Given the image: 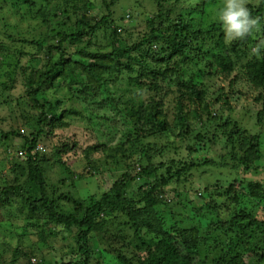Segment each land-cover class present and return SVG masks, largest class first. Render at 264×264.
<instances>
[{"label": "trees", "instance_id": "1", "mask_svg": "<svg viewBox=\"0 0 264 264\" xmlns=\"http://www.w3.org/2000/svg\"><path fill=\"white\" fill-rule=\"evenodd\" d=\"M41 1L0 0V25L9 30L10 41L21 45L15 53L28 54L29 47L45 56L29 76L26 69L21 73L25 78L21 97L27 106L21 117L33 128L28 134L0 128L7 154L16 157L8 160L10 179L0 186V224L13 220L8 212L16 209L13 218L27 217L29 226L36 229L31 236L37 235L39 241L62 233L68 248L63 254L68 258L54 261L56 264H91L93 255L103 251L113 255L116 264H264L263 182L200 189L198 198L203 205L195 208L201 212L196 215L197 223L179 221L166 226L162 215V210H171L167 191L186 182L193 170L216 165L198 157L207 150L206 141L224 138L232 151L229 155L240 152L236 158L244 169L262 157L260 133L240 128L231 116L230 99L234 92L242 94L255 105V124L264 121V0L246 4L259 21L258 29L231 43L225 42L221 24L195 23L192 16L180 13L181 0H151L156 10L147 20L148 29L132 43L115 36L118 27L111 6L119 0H102L105 13L99 19L90 15L94 6L90 0ZM215 1L186 3L200 16ZM9 17H20L24 24L17 27ZM101 29L108 40L104 45L98 40ZM257 46L261 47L259 56L252 52ZM118 81L131 94L129 100L118 98L131 132L114 147L99 142L83 149L90 176L100 171L92 154L101 149L108 156L107 164L113 168L110 186L85 197L65 193L61 191L64 177L57 183L49 181L45 165L50 159L53 165H65L62 154L77 143H55L53 138L57 130L70 126L69 113L80 114L81 110L58 108L59 102L49 99L46 92L64 90L73 95L76 91L79 98L98 99ZM208 81L217 86L214 97L208 96ZM8 82L10 85L4 82L2 87L14 88V79ZM210 127L213 131L208 135ZM17 138L21 142L14 147L12 140ZM168 146L174 156H165ZM76 179H84L83 173ZM62 198L72 203L70 211L63 209ZM174 198L172 195L170 201ZM228 203L231 211L223 220L214 223L203 216L204 208L217 212L218 205ZM111 226L116 233H111ZM235 228L243 232L232 237ZM112 235L120 238L111 242ZM245 238L248 241L241 244L239 240ZM125 248L132 250L131 255H125ZM6 252L12 254L10 264L19 257L33 264L32 258H37L23 247L4 248L0 264ZM37 264H45V260L39 258Z\"/></svg>", "mask_w": 264, "mask_h": 264}, {"label": "rangeland", "instance_id": "2", "mask_svg": "<svg viewBox=\"0 0 264 264\" xmlns=\"http://www.w3.org/2000/svg\"><path fill=\"white\" fill-rule=\"evenodd\" d=\"M40 4L41 0H35ZM94 4L93 10H91L90 15L99 19L104 13L105 9L102 7V0H90ZM111 1V0H107ZM223 0H216L214 4L208 5L203 11V17L196 14L193 10L188 7L186 0H181L182 10L180 13L186 16H192L195 23L202 21L204 25L215 21L220 24L216 19V14L219 6L222 4ZM245 4L254 3L258 4L259 0H244ZM156 10L154 2L151 0H119L117 3L111 6L112 19L114 20V26L118 28L116 31L118 33L116 37L123 39L127 43H132L141 36L146 30L147 20L150 18L151 14ZM2 16V15H1ZM10 23H15L17 27L24 24L20 17H9L7 19ZM6 21V22H8ZM7 27V26H6ZM6 31H9L2 25H0V93L2 98L0 99V128L3 130L18 129L25 134H28L33 128V125H25L24 120L21 115L27 112V106L25 104V97H21L24 94V77L22 76V71L26 69L27 76H29L34 69L42 64V59L45 58L42 52H38L35 48L28 50L30 53L24 54L23 56H18L16 52L17 49L21 48L19 42H12L7 38ZM112 31V30H111ZM98 40L101 45L107 43L106 31L101 29L99 31ZM18 36V34H16ZM15 36V37H16ZM28 46V45H27ZM54 53V52H53ZM44 62V61H43ZM195 67L192 70L195 71ZM10 73H9V72ZM9 79H14V88L2 87V83H7ZM214 81V80H213ZM212 81H208V96L214 97L218 91L217 86H213ZM76 91L70 93L69 91L57 90L46 92V96L52 101H58V108L62 109H75L81 110L79 113H69L70 126L57 130L56 135L53 138V142L59 143V141L76 142L77 146L73 150H69L62 154L63 165H53V159H50L46 166V174L48 180L57 183V179L64 177V183L62 184L61 191L65 193L73 194L79 197H85V195H90L92 193H102L103 190L110 186L112 179L113 168L107 164L109 162L108 156L99 149L97 152L92 154V161L98 165L99 170L95 175L90 176L87 173L86 163L84 161L83 149L87 146L103 142L110 147H114L118 142L124 140V138L131 132V125L128 120L125 119V113L123 106L118 101V98L129 100L131 94L126 90V86L123 81H118L114 86H109L106 91L102 92L100 98L87 97L79 98L75 95ZM231 104L234 107L231 116L239 124L240 128H247L248 132L260 133L261 139V153L262 157L257 160L254 165L249 169H244L239 166L238 159L236 156L240 155V152L233 153L229 155V146H225V139H221L216 136V139L206 141L207 150L198 154V157L203 159H209L216 163V165L208 164L197 170H193L192 174L188 176L186 182L176 186V189L169 192L167 191V201L170 203V208L162 210V215L164 216V221L166 226L170 223L182 221L185 225L191 223H197V214L201 212L195 210V208L203 205V201L198 198L200 189L204 187L210 188L211 190H218L219 187L225 188L229 185H233L238 188L239 184H245L249 181H259L264 184V121L258 126L255 124L254 120V103L252 101L245 100L242 94L232 93ZM172 102L168 104V112H171ZM213 131V128H209V133ZM21 139H13L12 145L17 147ZM44 144V143H40ZM176 145H179L176 142ZM165 156H174L175 152L173 149L166 147ZM170 149V150H169ZM7 147L4 141H0V186H5V181H9V171L11 162L8 161L14 157H10L7 154ZM51 149L48 152H52ZM185 155V152H181ZM233 155L235 156L233 158ZM5 157L6 159H2ZM8 157V158H7ZM49 157V156H48ZM50 158V157H49ZM19 161L22 157H18ZM84 161V163H83ZM66 167L74 175L66 170ZM83 173L84 179L77 180L76 175ZM218 184L217 186H215ZM190 190V192H185V189ZM216 188V189H215ZM222 191V190H221ZM186 194V195H185ZM174 195V199L170 201V197ZM226 194L224 195L225 199ZM219 203V201H217ZM61 204L65 211H70L73 208L72 203L68 202L67 199H61ZM231 205H223L221 208L219 205L216 207L217 212L213 209L204 208L202 213L206 218H210L213 222H219L227 217L228 213L231 211ZM234 206L236 204H233ZM230 208V209H228ZM220 209V210H219ZM249 209L246 210L248 212ZM16 209L10 210L8 215L12 217L13 220L7 221L8 224L2 226L0 224V252L6 248L12 250L15 247L21 249L23 247L29 254L34 252L37 258H32L31 262L37 264L39 258L45 260V264H56L54 261H60V259H67L68 256H64L63 253L68 251L65 248V241L62 238V233L50 236L46 238L44 242L39 241L38 236H31L32 233L36 232V229L29 226L27 223V217L24 215L20 219H14L16 217ZM176 213L175 215L172 213ZM220 212V213H219ZM250 212H255V210H250ZM180 213V214H178ZM221 219V220H220ZM209 221V220H208ZM2 226V227H1ZM24 226V229H23ZM25 226L28 227L25 229ZM111 233H116L115 226H111ZM240 228H235L231 232V236L235 237L237 234L243 232L239 230ZM222 232L219 230V233ZM22 234V235H21ZM111 242H115L113 239H119L112 235ZM248 240L241 239L239 242L245 244ZM115 246V245H114ZM117 246H120L118 243ZM126 256L131 255L132 250L124 251ZM11 253L6 252L3 256V264H10L9 259ZM15 264H26V259L19 257ZM91 264H116V258L111 255L108 251L96 252L93 255Z\"/></svg>", "mask_w": 264, "mask_h": 264}, {"label": "clouds", "instance_id": "3", "mask_svg": "<svg viewBox=\"0 0 264 264\" xmlns=\"http://www.w3.org/2000/svg\"><path fill=\"white\" fill-rule=\"evenodd\" d=\"M216 19L222 26L226 43L245 39L259 27L258 19L251 15L244 0H223ZM252 52L259 56L261 47L253 48Z\"/></svg>", "mask_w": 264, "mask_h": 264}, {"label": "built area", "instance_id": "4", "mask_svg": "<svg viewBox=\"0 0 264 264\" xmlns=\"http://www.w3.org/2000/svg\"><path fill=\"white\" fill-rule=\"evenodd\" d=\"M38 147L41 149V146H40V145H38ZM19 155L21 156V155H22V153L20 152V153H19Z\"/></svg>", "mask_w": 264, "mask_h": 264}]
</instances>
